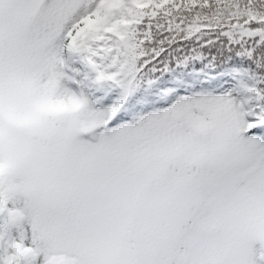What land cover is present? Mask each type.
Instances as JSON below:
<instances>
[{"label":"snow or ice","instance_id":"6c2138e0","mask_svg":"<svg viewBox=\"0 0 264 264\" xmlns=\"http://www.w3.org/2000/svg\"><path fill=\"white\" fill-rule=\"evenodd\" d=\"M0 264H264V0H0Z\"/></svg>","mask_w":264,"mask_h":264},{"label":"clouds","instance_id":"9594fccd","mask_svg":"<svg viewBox=\"0 0 264 264\" xmlns=\"http://www.w3.org/2000/svg\"><path fill=\"white\" fill-rule=\"evenodd\" d=\"M60 102H53L48 100H40L34 103L33 107L21 114H13L12 119L19 122H30L35 120L41 115L47 113H54L60 110ZM4 167H7V161H4Z\"/></svg>","mask_w":264,"mask_h":264},{"label":"rangeland","instance_id":"374dc122","mask_svg":"<svg viewBox=\"0 0 264 264\" xmlns=\"http://www.w3.org/2000/svg\"><path fill=\"white\" fill-rule=\"evenodd\" d=\"M63 83V82H62Z\"/></svg>","mask_w":264,"mask_h":264}]
</instances>
